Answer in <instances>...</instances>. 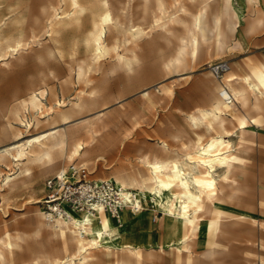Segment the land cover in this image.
<instances>
[{
  "label": "rangeland",
  "instance_id": "rangeland-1",
  "mask_svg": "<svg viewBox=\"0 0 264 264\" xmlns=\"http://www.w3.org/2000/svg\"><path fill=\"white\" fill-rule=\"evenodd\" d=\"M154 1L80 0L74 7L71 0H60L54 3L56 13L50 20L43 19L46 27L37 32L33 41L31 25L43 6L53 1L0 0V149L8 148L12 152L6 157L0 155V241L5 242L0 245L5 249L4 264H49L47 255L63 257L71 249L43 217L47 181L63 168L68 171L69 166L85 167L92 180H106L112 179L117 171L125 172L131 167L138 174H145L144 159L149 156H182L197 147L198 135H203L205 141L218 132L216 129L207 132L204 126L196 127L191 114L210 108L221 84L229 83L230 75L242 76L261 69L264 63V1H261L263 6L257 16L259 21L250 16L245 0H233L242 21L237 35H225L221 44L215 32H209L207 43H202L197 55L190 57L181 68L179 73L185 72L183 75L164 69L166 61L178 50L179 41L176 37L160 34L159 27L166 17L157 20L160 12L157 13ZM168 1L172 3L170 13H178L176 0ZM218 2L212 1L213 9ZM199 4V1L186 2L192 13L199 11ZM106 13L110 14L116 28L106 32L111 51L97 62L95 38ZM137 28H143L148 35L142 38L137 49L139 65L127 70L116 63L115 53H124L127 33ZM175 28L177 34L187 36L181 24H176ZM24 39L32 42L19 47ZM221 62L230 66L222 80L212 70V66ZM80 66L88 69L89 75L78 81ZM37 88L54 89L56 98L64 99L66 104L79 95L87 96L92 92L104 96L98 107L79 115L94 122L93 128H88L92 129L94 143L73 163L67 161L66 156L72 143L86 135V127L75 129L81 123L74 121L52 128L43 116L42 122L35 125L29 112L24 114L31 122L28 126L17 125L12 120L10 110L18 107L21 98ZM146 89L152 100L143 95ZM102 108L104 113L95 115ZM240 110L239 106L234 107L233 119L226 122V129L233 133L226 139L231 138L233 146H240L244 151V165L237 173L242 191L240 199L227 204L225 211L232 216L227 220L239 216L244 223L221 226L219 233L210 234L207 222L215 215H207L199 239L192 247L196 264H264V230H261L264 224V108L250 111L256 122L248 125L250 131L244 139H239L237 118ZM10 124L20 130H12ZM67 130L70 131L69 139L66 134L57 141L41 138L45 143L41 145L35 141L22 158L12 150L17 144L39 135ZM7 174H11V182L24 181L25 187L9 193L4 186ZM39 199L42 201L38 202ZM147 206L154 210L149 201ZM146 216V227L140 228L139 223L136 226L142 231L148 228L153 231L152 246L159 251L167 220L157 210L149 215L144 211L142 219L146 220ZM154 216L157 222H153ZM130 225L135 224L131 222ZM237 231L245 238L235 237L233 233ZM137 237L144 239L143 234ZM8 242H17L19 247L10 249ZM210 252L212 255L208 256ZM159 254L164 258L153 260L146 249L143 264H174L176 255L171 250ZM36 256L40 257L39 261Z\"/></svg>",
  "mask_w": 264,
  "mask_h": 264
},
{
  "label": "bare ground",
  "instance_id": "bare-ground-1",
  "mask_svg": "<svg viewBox=\"0 0 264 264\" xmlns=\"http://www.w3.org/2000/svg\"><path fill=\"white\" fill-rule=\"evenodd\" d=\"M47 1H53V3L45 4L40 15L35 17L31 25L30 37L33 41L37 37V32L46 27L43 19L50 20L56 13L57 8L54 3H59L60 0ZM79 1L71 0L74 7L79 4ZM188 1H199V11L192 13L186 6ZM212 1H220L215 9H213ZM232 1L176 0L179 5L178 13H170V8H172L170 1H154L157 13L160 12V16L156 15L157 20L166 17L159 27L160 34L163 37H176L179 41L178 50L164 65L168 73L176 71L177 75H183L185 72L179 73L181 68L186 65L190 57L197 55L202 43H207L209 32H215L221 44L225 35H237L242 21ZM261 1L264 0H245L251 12L250 16L259 21L260 17L257 16L260 15L263 6ZM111 20L109 13L102 16L101 28L95 38L97 62L111 51L105 38L106 32H111L116 28ZM222 21H224V26H222ZM176 24L183 26L188 33L187 36L176 33ZM147 35L148 33L143 28L127 33L124 53L114 50L116 51V63L127 70H133L139 65L137 49L142 38ZM31 42L30 39H24L19 42V47L28 46ZM88 73V69L80 66L77 71V80H84L88 77ZM228 82V84H221L210 108L201 110L199 114H191V121L196 127L204 126L207 132L216 129L217 135H211L205 141L203 135H198L200 143L197 147L187 150L182 156L146 157L144 159L146 173L143 175L138 174L132 167L125 172L117 171L114 174L112 180L120 190L119 196L126 205L134 207L133 213H124L120 221L102 210L99 215L85 211L80 215H73L70 220L63 217L48 220L46 214L43 213L48 226L57 230L64 238L65 246L71 248L63 257L52 253L47 255L49 264H143L146 249L153 260L160 257L163 259L164 257L159 253L163 254L171 250L176 255L173 259L174 264H196L197 259L193 257L192 247L199 239L198 235L207 215H215L214 218L210 216L211 219L207 222V231L210 234L219 233L221 226L228 224L243 225V217L238 216L227 220L232 216L227 215L225 211L227 204L240 199L242 189L237 173L244 165L243 149L240 146H233L231 138L226 139V137L233 136V133L226 129V122L233 119V108L239 106L241 108L240 116L237 118L239 139H244L250 131L248 125L256 122L255 116L250 114V111L258 112L264 108V63L261 69L257 68L245 75H230ZM143 93L148 99H153L148 89ZM51 100L54 102L52 103ZM103 100L104 96L92 92L87 96L79 95L66 104L64 99L56 98L54 89L37 88L21 98L19 106L10 110V115L15 124L25 126L31 123L30 120H26L25 112L31 114V120L35 122V125L42 122L43 116L47 117L46 121L50 122L52 128L74 121L81 123L75 129L86 127V135L72 143L66 156L67 161L73 163L89 148H92L94 143L92 129H88L93 128L94 122L88 117L79 115L93 107H98ZM103 109H99L95 115H102ZM10 125L14 131L20 130L18 126ZM70 131L42 134L25 143L17 144L12 150L19 158H22L35 141L43 145L45 142L43 143L41 138L47 141H57L62 134H66L69 139ZM164 149L168 150L167 147ZM11 153L8 148L0 149V155L3 157ZM70 167L73 166L68 168ZM66 174L67 170L63 168L56 176L62 178ZM10 175L7 174L4 185L9 193L25 187V182L22 180L11 182ZM41 201V199L38 200V202ZM148 201L153 204L154 210L163 214L167 220L163 228L164 235L162 234L163 239L159 244V251H155L152 246L153 231L150 228L142 231L136 226L144 211H147L148 215L154 212L147 206ZM128 219H131L135 225H130L131 222H128ZM261 230H264V224H261ZM138 234H143L144 239L140 240L137 237ZM233 234L235 237L245 238V236L241 237L239 231ZM245 240L249 242V239ZM1 242L5 244L4 241H0V244ZM1 245L0 264H4L5 249ZM7 245L10 249L19 247L17 242H8ZM210 255H212L211 252L208 256ZM35 258L37 261L40 260L39 256Z\"/></svg>",
  "mask_w": 264,
  "mask_h": 264
},
{
  "label": "built area",
  "instance_id": "built-area-1",
  "mask_svg": "<svg viewBox=\"0 0 264 264\" xmlns=\"http://www.w3.org/2000/svg\"><path fill=\"white\" fill-rule=\"evenodd\" d=\"M220 80L230 70L227 62L212 66ZM84 167H70L64 177L55 176L47 181L48 195L45 199V214L48 220L63 217L70 220L73 215L85 211L99 215L102 210L117 221L124 213H133L134 207L126 205L119 196V188L112 179L92 180ZM157 222V216L153 217Z\"/></svg>",
  "mask_w": 264,
  "mask_h": 264
},
{
  "label": "crops",
  "instance_id": "crops-1",
  "mask_svg": "<svg viewBox=\"0 0 264 264\" xmlns=\"http://www.w3.org/2000/svg\"><path fill=\"white\" fill-rule=\"evenodd\" d=\"M143 217H141V220H140V222H139V226H140V228H142L141 226H145L146 227V225H147V223H148V217L146 216V220L145 219H142ZM143 220H145V221H143Z\"/></svg>",
  "mask_w": 264,
  "mask_h": 264
}]
</instances>
